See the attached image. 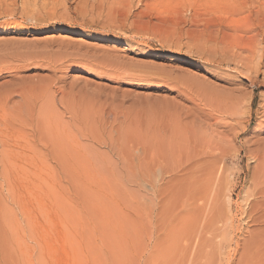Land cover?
Masks as SVG:
<instances>
[{
    "label": "rangeland",
    "instance_id": "obj_1",
    "mask_svg": "<svg viewBox=\"0 0 264 264\" xmlns=\"http://www.w3.org/2000/svg\"><path fill=\"white\" fill-rule=\"evenodd\" d=\"M0 264H264V0H0Z\"/></svg>",
    "mask_w": 264,
    "mask_h": 264
},
{
    "label": "bare ground",
    "instance_id": "obj_2",
    "mask_svg": "<svg viewBox=\"0 0 264 264\" xmlns=\"http://www.w3.org/2000/svg\"><path fill=\"white\" fill-rule=\"evenodd\" d=\"M229 56V55H228ZM240 59V58H239ZM237 64V63H236ZM247 67V66H246Z\"/></svg>",
    "mask_w": 264,
    "mask_h": 264
}]
</instances>
